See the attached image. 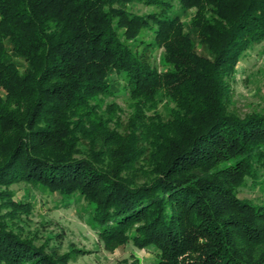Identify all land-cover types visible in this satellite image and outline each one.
Wrapping results in <instances>:
<instances>
[{"label": "trees", "instance_id": "obj_1", "mask_svg": "<svg viewBox=\"0 0 264 264\" xmlns=\"http://www.w3.org/2000/svg\"><path fill=\"white\" fill-rule=\"evenodd\" d=\"M261 42L264 0H0V264L84 252L24 233L19 182L79 195L106 246L153 264H264V202L239 196L264 189V110L230 108ZM120 92L126 121L98 103Z\"/></svg>", "mask_w": 264, "mask_h": 264}, {"label": "rangeland", "instance_id": "obj_2", "mask_svg": "<svg viewBox=\"0 0 264 264\" xmlns=\"http://www.w3.org/2000/svg\"><path fill=\"white\" fill-rule=\"evenodd\" d=\"M136 10H146L136 5ZM157 59L161 58L162 50H156ZM16 61L23 68L22 58ZM115 77V74L113 75ZM116 101L123 109V120H127L131 108L124 93L116 96H102L98 103L101 110L106 104ZM159 108L168 113V104L163 101ZM230 108L241 116L253 111L264 110V42L256 44L238 64L233 84V96ZM15 197L19 200H30L34 206L33 213L19 225L25 234L35 237L40 244L46 239L50 246L63 253L73 247L84 249V252L73 254L72 264H128L138 258L141 264H153L157 249L154 246L138 248L132 243L124 246H106L98 236L91 222L89 207L79 195L64 201L58 193H50L44 188L25 182L14 184ZM239 196L264 202V189L252 186L239 189Z\"/></svg>", "mask_w": 264, "mask_h": 264}]
</instances>
